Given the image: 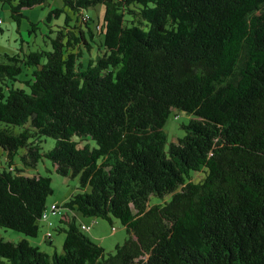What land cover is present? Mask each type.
Returning a JSON list of instances; mask_svg holds the SVG:
<instances>
[{
    "label": "trees",
    "instance_id": "obj_1",
    "mask_svg": "<svg viewBox=\"0 0 264 264\" xmlns=\"http://www.w3.org/2000/svg\"><path fill=\"white\" fill-rule=\"evenodd\" d=\"M47 1L0 0L18 24ZM64 1L76 23L67 16L51 51L0 63V227L38 237L53 194L33 173L45 159L79 178L59 205L75 217L63 215L61 254L2 240L0 264H264V0ZM97 6L96 32L85 11ZM174 110L192 119L169 143ZM78 215L129 237L106 255Z\"/></svg>",
    "mask_w": 264,
    "mask_h": 264
},
{
    "label": "rangeland",
    "instance_id": "obj_2",
    "mask_svg": "<svg viewBox=\"0 0 264 264\" xmlns=\"http://www.w3.org/2000/svg\"><path fill=\"white\" fill-rule=\"evenodd\" d=\"M54 9H63V12L58 17H52L51 20H48L50 12ZM85 12L90 14L93 20L90 22V27L96 32L99 31V29L97 30V26L103 21L104 12L102 7H90ZM23 13L25 16L18 24L11 17L9 6L3 5L0 2V19L2 20L0 26L4 30L3 34L0 35V63L7 61V55L14 56L20 54L23 56V53L28 55L32 52L51 51V40L58 36L59 31L66 30L67 16L69 15L75 20L69 22L70 26L76 23L74 12L66 5L64 0H49L43 5L26 8L23 10ZM84 19L86 20L87 17ZM32 24H36L37 28L35 29ZM95 39L96 44L93 50L90 53L86 52L82 59L84 64L87 63L88 59L95 58L101 52L103 36L97 34ZM33 70L34 68L24 67V73L19 79L21 81L30 79ZM14 84L16 87H26L21 82H15ZM191 119L192 116L181 111L174 110L171 113L164 126L169 143L177 142L179 138L185 135L183 125L189 124ZM1 125L0 123V127ZM54 145L55 141L47 138V142L44 144L45 151L52 149ZM4 158V156L0 155V160ZM37 172L43 176H50L52 178L53 194L48 198V206L55 203L63 206L64 202L70 199L72 195L80 192L79 178L63 177L57 174L50 160L45 159L41 162L36 171L33 170L34 174ZM202 177L203 174L196 175L195 180L200 181ZM152 201L153 203H157L160 199L154 197ZM66 213L69 214L70 218L75 217L74 213L62 208L59 214L51 215L49 219L42 220L40 222L41 230L36 238H28L22 233L0 227V241L20 242L21 238H26L32 245L39 246L42 251L48 254H54L55 252L61 254L66 234L59 232L58 229L67 228V223L62 222L63 215ZM76 217L79 224L83 222L90 227V230L86 231V234L104 248L106 255L114 253L116 246L124 244L129 237L125 227L117 220H114L113 225H111L108 221L99 218H88L81 215ZM113 227L116 230H113ZM48 233H51L52 237L46 240Z\"/></svg>",
    "mask_w": 264,
    "mask_h": 264
},
{
    "label": "built area",
    "instance_id": "obj_3",
    "mask_svg": "<svg viewBox=\"0 0 264 264\" xmlns=\"http://www.w3.org/2000/svg\"><path fill=\"white\" fill-rule=\"evenodd\" d=\"M1 22H2V21H0V23H1ZM60 211H61L60 206H59L57 203L52 204V205L47 209V211L44 212V214H43V219H45V220H46V219H49V217H50L51 215H57V214L60 213ZM82 229H83L84 231H89V230H90V227H89L88 225L83 224V225H82ZM113 230H116V229L113 227ZM47 236H48L49 238L52 237L51 233H48Z\"/></svg>",
    "mask_w": 264,
    "mask_h": 264
},
{
    "label": "crops",
    "instance_id": "obj_4",
    "mask_svg": "<svg viewBox=\"0 0 264 264\" xmlns=\"http://www.w3.org/2000/svg\"><path fill=\"white\" fill-rule=\"evenodd\" d=\"M83 223V222H82ZM84 224V223H83ZM86 225V224H85Z\"/></svg>",
    "mask_w": 264,
    "mask_h": 264
}]
</instances>
